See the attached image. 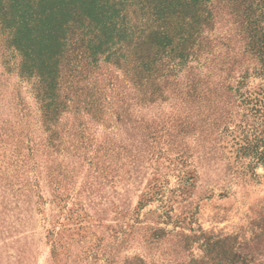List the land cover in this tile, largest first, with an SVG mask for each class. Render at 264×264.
<instances>
[{
	"label": "rangeland",
	"instance_id": "obj_1",
	"mask_svg": "<svg viewBox=\"0 0 264 264\" xmlns=\"http://www.w3.org/2000/svg\"><path fill=\"white\" fill-rule=\"evenodd\" d=\"M222 5L205 31L222 38L201 58L215 93L189 96L205 65L163 69L146 91L124 66L79 61L78 42L54 140L18 57L6 67L0 46V264H189L207 240L264 260V167H247L222 132L244 112L214 68L241 47Z\"/></svg>",
	"mask_w": 264,
	"mask_h": 264
},
{
	"label": "trees",
	"instance_id": "obj_2",
	"mask_svg": "<svg viewBox=\"0 0 264 264\" xmlns=\"http://www.w3.org/2000/svg\"><path fill=\"white\" fill-rule=\"evenodd\" d=\"M216 2L234 17L241 45L238 54L214 66L223 78L219 88L244 111L233 129L227 122L222 132L229 136L236 156L249 158L247 167H264V0H0V46L7 51L4 65L18 57L17 72L32 83L51 140L63 105V70L78 42L79 61L124 66L146 91L155 90L150 81L156 82L163 69L172 74L190 62L197 64L198 71L205 65L207 79L187 84L189 96L201 92L202 86L205 93H215L208 80L211 66L201 63V58L213 55L216 45L212 43L222 38L205 34L219 13ZM251 75L261 81L256 88L244 90ZM97 113L103 115L98 108ZM217 244L207 240L205 255L189 264H264L249 254L237 257L224 248L218 250Z\"/></svg>",
	"mask_w": 264,
	"mask_h": 264
}]
</instances>
